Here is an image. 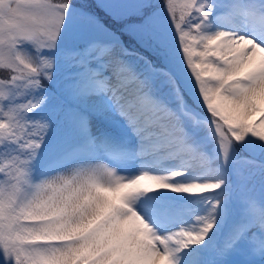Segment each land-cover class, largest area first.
Instances as JSON below:
<instances>
[{
  "label": "snow or ice",
  "instance_id": "6c2138e0",
  "mask_svg": "<svg viewBox=\"0 0 264 264\" xmlns=\"http://www.w3.org/2000/svg\"><path fill=\"white\" fill-rule=\"evenodd\" d=\"M260 4L264 8V0ZM165 6L193 94L206 113L202 119L218 136L224 161L234 144L249 137L264 151V11L247 13L254 34L245 35L206 31L209 0H165ZM73 8V0H0V264H181L184 250L211 239L227 188L224 178H189L186 168H143L140 158L148 155L147 143L172 155L189 145L182 115L193 112L167 48L156 40L151 0H134L132 12L143 19L130 28L157 53L160 67L154 77L134 70L126 59L130 50L118 39L91 42L86 50L110 70L91 90L106 94L125 119L138 143H129L121 158L126 167L139 162L141 170L120 174L95 163L77 166L70 175L33 179L31 164L50 124L28 113L48 100L45 81H52L56 64L48 53L57 48ZM80 23L86 29L96 24L88 15L80 16ZM29 44L32 51L25 47ZM161 75L164 80L157 79ZM164 84L167 91L161 90ZM170 192L216 196L206 215L169 231L166 225L176 212ZM244 200L253 211H245L239 222L222 210L219 224L226 236L219 255L240 249L264 254V204L248 196ZM197 255L192 264H199Z\"/></svg>",
  "mask_w": 264,
  "mask_h": 264
},
{
  "label": "rangeland",
  "instance_id": "374dc122",
  "mask_svg": "<svg viewBox=\"0 0 264 264\" xmlns=\"http://www.w3.org/2000/svg\"><path fill=\"white\" fill-rule=\"evenodd\" d=\"M73 3L74 8L67 16L65 26L58 41L57 48L48 53L56 57L54 76H57V78L63 77V79L59 81V87L65 91L64 93L69 92V89L64 87V80L71 79L72 75L77 73V68H80L81 65L84 64L78 62L83 61L80 58L83 55L79 57L78 55H73V53H76L74 47L83 49L85 42L88 41H107L110 39H118L125 48L135 49V51L131 52L130 55L126 57V59L134 67V70L142 77L148 76L155 63L160 64L157 53L153 50V48L148 47L144 43H142L139 35L130 28V26L132 25L141 24L143 19L142 16L132 12L131 6L134 3V0H107V2H105V0H73ZM249 4V12L259 13L261 11H264V8L261 7L260 0H249ZM149 14L153 18V31L156 40L162 43L168 50L169 56L171 58L170 66L174 67V70L179 73L181 81H185L187 83L189 94L194 95L192 89L191 74L187 72L185 66L182 63V55L179 51L177 32L166 9L165 0H151V8ZM82 15L93 17L96 22L95 27L86 29L80 23V16ZM213 22L214 21L211 19V22L207 21L206 23L208 26H210ZM215 24L217 25L214 28L215 31L228 30L245 35L254 34L250 24L248 23L245 25L247 29H243L245 33L241 31L242 26H238V24H235L234 20L225 19L219 21L218 19ZM130 34L134 35L136 38L133 43L131 37H128ZM255 34L259 35V33ZM25 47L32 51V46L30 44L25 45ZM74 57L78 58L74 60ZM63 62H65V64H63ZM87 62H89V60H87ZM66 65L71 70L69 74L70 78L66 77L65 73L61 71L62 68H64ZM107 70L110 73V70ZM94 74L95 73H93V76L87 77L86 80L82 82V85H80V87H74V89H72L73 92L70 98L87 108H93L95 111L100 113L104 119L112 122L125 133L129 134L131 139L128 144L122 143L121 137L113 129L97 122L88 115H82V113L80 112H78V114L74 116V120H76L75 124L77 125V121L80 123V118L83 116V120L88 121V126L85 124V122L84 126L95 132L99 142L103 146L128 148L129 143L137 144L138 141L132 138L130 129L125 119L121 117L116 111L112 101L108 98V96L102 92L91 90L94 88L93 82L98 79V77L102 78L104 76H96ZM164 78L165 77L161 75L157 79L164 80ZM87 85L88 87L85 88V86ZM161 90L167 91V85L164 84ZM194 100L199 103L195 95ZM194 113L197 112L193 111L186 115H182V119L184 118V127L186 126L193 130V132L190 131L187 133L189 135V138L186 142L190 143L189 141L195 139H200L202 141V146H200L199 151L195 153L194 157L189 159L191 144H189L187 147L181 146L177 150L178 155L174 156L168 152L156 150L155 142H149L145 145L148 155L140 158L141 160L144 159V170L150 171L148 169V165L161 168L166 165L169 167V169L163 172L186 168L187 174H196L195 176H190V178L198 177L201 180H209L218 178L226 179L228 177L226 169L224 167L225 161L223 155H215V161L212 164H205L201 161L199 153H203L208 158V153H214L215 146L219 145V140L218 136H216L214 132L207 126L206 121H203L202 119L198 124L194 123V119L197 116ZM235 154L236 149L233 145V149L230 152V155ZM172 157L174 158L171 159ZM259 159L260 161L247 160L241 165L243 167H241L242 172H239L240 178L241 180H243V182L245 181V184L241 185V189L242 191L248 190V192L258 193L264 196V152L260 153ZM95 163H105L109 167L116 168L118 173L120 174L134 175L138 174V172L141 170L139 162L136 166L126 167L125 163H119L117 161L110 160L105 156L99 160H80L72 166L69 165L50 173L51 175L46 178H50L52 176L60 174L70 175L73 169L77 166ZM217 169H220V171L218 172ZM230 184H232V181L229 182V185ZM186 194L187 193H181V195ZM209 194L212 193H205L204 195L208 196ZM225 209L227 210L233 222H238L240 220L241 212L239 204L228 201L226 199L222 207V210ZM140 210L142 213L144 212L143 208H140ZM146 218L149 220L153 219L150 214L146 215ZM193 223H195V220ZM193 223L188 224V220H185L183 223L178 222L167 227V230H177L182 226L189 227ZM219 235L221 236L222 232L219 233ZM238 252V250H235L234 253L237 254ZM180 255L181 264H188L190 260L189 256L186 253Z\"/></svg>",
  "mask_w": 264,
  "mask_h": 264
},
{
  "label": "trees",
  "instance_id": "16d2710c",
  "mask_svg": "<svg viewBox=\"0 0 264 264\" xmlns=\"http://www.w3.org/2000/svg\"><path fill=\"white\" fill-rule=\"evenodd\" d=\"M128 37H131V39L133 41L136 40L134 35H129ZM56 81H59L58 78H55L53 76L52 81L48 82L45 81L46 84V91H48L50 88H52L53 86L56 85ZM184 84V83H183ZM29 92H31V90H29ZM25 97L20 98V101L18 102H22ZM45 105V104H44ZM43 105V107H44ZM66 104L65 102H62L61 100L56 101L53 100L52 98H48V100L46 101V113L42 112L41 115V119H46L49 124H50V129L48 132V135L46 136L43 144L41 147H44L46 145H49L52 141H53V137L54 139H56L58 136L57 133L61 132V129L63 127H65V121L63 120V107H65ZM62 108V110L60 111V118H58V114H59V110ZM28 117L30 119H40V117H33L32 115H30L28 113ZM235 149L237 150L238 155H244L250 158H254L255 160L259 159V155L260 153H263L264 151H262V146L260 145L259 141L256 140V138H252L249 137L247 138L244 142L238 143V144H234ZM45 151V150H44Z\"/></svg>",
  "mask_w": 264,
  "mask_h": 264
}]
</instances>
